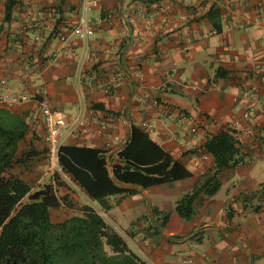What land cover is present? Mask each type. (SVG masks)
I'll return each mask as SVG.
<instances>
[{
	"label": "crops",
	"instance_id": "1",
	"mask_svg": "<svg viewBox=\"0 0 264 264\" xmlns=\"http://www.w3.org/2000/svg\"><path fill=\"white\" fill-rule=\"evenodd\" d=\"M14 1L5 21L0 0V78L28 100L0 107L26 121L23 148L46 149L42 98L71 126L82 116L85 128L75 125L63 145L101 150L108 171L132 126L143 130L191 176L146 188L117 182L132 194L109 197L99 212L149 221L130 230L112 220L149 264H264V204L253 211L235 198L264 183V0H100L86 43L71 33L80 0ZM229 128L242 161L218 172V190L183 219L176 202L213 172L203 142Z\"/></svg>",
	"mask_w": 264,
	"mask_h": 264
},
{
	"label": "trees",
	"instance_id": "2",
	"mask_svg": "<svg viewBox=\"0 0 264 264\" xmlns=\"http://www.w3.org/2000/svg\"><path fill=\"white\" fill-rule=\"evenodd\" d=\"M14 5V0H5V21L11 19ZM221 73L218 69L217 74L222 76ZM27 131L23 118L0 107V264H78L74 254L80 249L90 264H149L132 237L115 228L99 209L106 212V200L111 196L132 194L117 182L146 188L187 178L191 173L184 164L134 126L111 171L106 168L101 150L62 145L60 164L75 188L60 180L84 197V203L79 205L68 199L67 193L58 195L51 184L36 183L32 178L31 172L44 158L46 149L38 153L24 149ZM233 133L230 128L223 129L203 142L202 148L211 156L213 172L176 202L175 210L183 219L194 215L199 196L209 197L218 190V172L242 161ZM235 198L243 206L258 210L264 204V183ZM56 209L71 211L55 221L51 212ZM157 212L161 211L154 208L153 213ZM162 215L164 223L168 214Z\"/></svg>",
	"mask_w": 264,
	"mask_h": 264
},
{
	"label": "built area",
	"instance_id": "3",
	"mask_svg": "<svg viewBox=\"0 0 264 264\" xmlns=\"http://www.w3.org/2000/svg\"><path fill=\"white\" fill-rule=\"evenodd\" d=\"M99 1L100 0H80L78 17L71 27V33L85 43L94 32V26L90 21L88 13L92 8L97 6ZM167 7V4L165 6H159L160 9ZM27 100V95L17 94L7 90L6 79L0 78V106L20 104ZM83 103L84 99L81 97V104L83 105ZM40 107L45 127L44 142L46 145L47 170L50 174L56 175L75 188V185L60 164L61 146L63 145L65 136L72 132L75 125L85 128V126H83L84 120L80 115L75 119L72 126L67 124L65 116L61 112L53 110L47 98H42L40 100ZM103 129L104 126H101L98 133H102Z\"/></svg>",
	"mask_w": 264,
	"mask_h": 264
},
{
	"label": "rangeland",
	"instance_id": "4",
	"mask_svg": "<svg viewBox=\"0 0 264 264\" xmlns=\"http://www.w3.org/2000/svg\"><path fill=\"white\" fill-rule=\"evenodd\" d=\"M43 162H44V168L42 169V172H41V174L43 175L42 176V178H41V180H40V184H43V183H48V184H51L52 185V187L53 188H55V190H56V192H57V194L58 195H60L58 192L61 190V189H66V190H69L70 192H72V193H76L78 196H79V198L80 199H84V197L81 195V194H79L77 191H75V189L74 190H72V189H70V188H68V187H66V185L64 184V183H62L61 182V180H60V178H58L56 175H52V174H50V172H48V170H47V167H46V152H45V155H44V159H43ZM141 206H142V204H140ZM144 205H146V204H144ZM68 213H70V211H68L67 209H56V210H52V212H51V216H52V219L53 220H57V219H59L60 218V216H62V215H66V214H68ZM113 214H116L117 213V211H115V212H112ZM104 214V213H103ZM128 216H130L131 214H130V212H128V214H127ZM126 215V216H127ZM110 223H112L113 221L115 222V224L117 225V227H119V228H122L121 227V225H125L126 224V222H128V225H129V227L131 228L130 230H134L135 228H134V225L135 224H142L141 222L142 221H140V220H126V219H115L114 217H113V215L108 211V213H107V215L106 214H104L103 215ZM109 216V217H108ZM62 218V217H61ZM110 218H111V221H110ZM122 218V217H121ZM113 224V223H112ZM114 225V224H113ZM143 227L144 228H146V227H149L150 226V224H149V221H144L143 222ZM114 227H115V225H114ZM116 228V227H115ZM149 229V228H148ZM119 230V229H118ZM132 236V235H131ZM133 238V237H132ZM133 240H134V238H133ZM135 241V240H134ZM74 258H75V261L78 263V264H90V262H89V259H88V256L85 254V251H83V250H79V251H76L75 252V254H74Z\"/></svg>",
	"mask_w": 264,
	"mask_h": 264
}]
</instances>
